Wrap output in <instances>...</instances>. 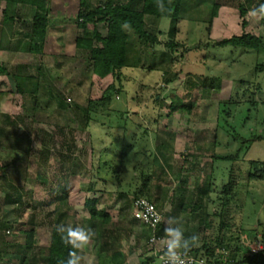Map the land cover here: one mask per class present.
<instances>
[{
    "label": "rangeland",
    "instance_id": "obj_1",
    "mask_svg": "<svg viewBox=\"0 0 264 264\" xmlns=\"http://www.w3.org/2000/svg\"><path fill=\"white\" fill-rule=\"evenodd\" d=\"M203 1H187L194 11L188 10V19L179 24L176 39L182 46L174 53L167 46L171 20H157L159 43L141 47L140 66L123 69L121 92L109 109L92 114L87 122L76 106L83 108L90 99H99L113 77L98 79L88 53L74 46L78 34L85 33L76 22L80 1L46 0L51 18L47 35L58 42L52 39L47 46L53 54L37 56V62H32L31 72L41 81L42 95L34 101L26 91L13 102H0V227L13 223L10 229H0V236L25 243L24 231L34 229L35 248L48 247L60 212L68 214L62 223L83 229L89 216L85 203L97 199V208L111 215L107 227L116 229L127 256L157 255L167 242L169 217L176 218L185 234L198 237V247L205 242L214 246L225 187L232 180L226 236L238 237L240 259L249 246L263 242L264 179L249 181L247 173L250 161H264V51L207 43L243 32L264 37V16L252 14L264 0H218L221 7L209 32L211 2L196 11ZM242 3L248 12L245 17L238 9ZM5 4L0 1V19ZM33 10L29 5L18 6L15 23L22 33L27 31L24 19L31 21ZM153 19L147 18L149 29L156 27ZM97 28L107 35L105 24ZM56 43L65 45L68 56H57ZM36 63L41 65L40 73ZM173 101L190 110L171 112ZM10 106L18 112L13 117L3 110ZM159 145L169 156L168 163ZM237 151L240 154L233 160L219 158ZM148 175L152 177L147 196L164 217V235L157 242H150L142 224L126 229L132 220L135 192L142 189ZM202 186L207 191L198 200ZM19 196L21 202H12ZM191 202L202 204L203 209L182 211L181 204ZM207 215L211 225L206 231ZM242 229L254 235L248 239ZM236 244L218 249L214 259L222 264L234 262ZM100 246L90 238L82 242L78 264H111L110 252L101 251ZM20 263V255L6 252L0 261ZM149 264H161L158 255Z\"/></svg>",
    "mask_w": 264,
    "mask_h": 264
},
{
    "label": "trees",
    "instance_id": "obj_2",
    "mask_svg": "<svg viewBox=\"0 0 264 264\" xmlns=\"http://www.w3.org/2000/svg\"><path fill=\"white\" fill-rule=\"evenodd\" d=\"M0 1H5L6 3L3 10V22L6 25H11L16 21L19 5L25 4L35 9L30 22L28 51L35 55L41 54L46 41L50 20L46 11V0ZM79 1V11L76 22L77 27L85 33L82 36L76 37L74 44L77 49L84 50L88 53L93 75L100 80H103L108 76L113 77V82L103 90L99 99H90L87 106L83 108L76 106V109L84 112L85 120L89 122L92 114L104 113L109 109V105L111 106L115 95L121 92L123 69L140 66L143 53L141 47L144 45L153 47L159 43L158 34L161 32L159 28L149 29L147 27V17H153L157 20L164 18L171 20V27L169 31H167L169 37L167 46L169 47L170 52L174 53L182 46V43L176 39L180 32L179 24L182 20L188 19L186 12L188 10L194 11V8L190 7V2H187L188 0H128L125 3H122L119 0ZM208 1L211 2V14L208 21L209 26L207 32L210 31L213 19L218 16L221 7L218 0H204L203 2H198L196 11H201V9L203 11L204 7H208L209 5L205 4ZM246 2H249V0H246ZM238 9L242 17L247 15L248 12L243 3L238 5ZM99 23H103L107 26L106 36L102 35L98 30L97 25ZM247 25L248 22L244 20L243 27L246 28ZM207 45H232L235 47L264 51V37L243 32L241 35H234L230 38L210 39ZM164 55L167 57L168 53H164ZM174 60L175 58L172 57L171 61L173 62ZM6 72L7 70L4 67H0V73ZM22 79H16L19 92H23L22 88L24 84H26V80ZM167 81L170 82L171 80ZM60 105L66 107L65 102L61 101ZM170 109L171 112L182 111L184 109L190 110V106L185 104L177 105L173 101L170 104ZM162 149L163 145H159L158 150L163 154L164 161L168 163L169 156L164 154ZM239 154L240 151H237L235 155H226L219 158L222 160H233L234 158H238ZM157 160H159V158ZM164 161L162 160L161 163ZM120 171L121 170H117L115 173H120ZM247 174L249 181L264 179V161H250ZM151 177V175H148L144 178L143 187L135 192L134 200L139 197H145L152 200L147 196L149 195L147 193L149 191ZM234 184L235 182L231 180V184L225 187V193L221 203L223 211L219 214L220 222L218 225V235L215 239V245L211 246L205 242L198 247L196 243L195 246L189 247L186 254H193L197 257L204 258L207 264H222L214 259L217 250L231 249L232 244H236V242L239 241L238 237L235 238L233 235L227 237L225 232L229 230V224L227 222L228 207L229 200L233 194L232 190ZM200 188L202 189L199 190L198 200H202L207 191L203 186ZM12 202H21V196H19L16 201ZM97 203V199H87L85 207L88 209L89 216L85 221L87 224H85L81 230L90 234L89 238L91 240L99 242L101 245V251L113 253L114 256L120 253L119 248L121 247V238L116 229H110L107 227V225L111 223L112 217L107 211L98 209ZM57 208L60 207L57 206ZM189 208H192L196 212L198 209H203V205L198 202H191L188 205L181 204L182 211H187ZM67 216V212H60L56 224L51 229L50 243L48 247L39 249L35 248L34 229L24 231L25 243H12L11 241L5 240V235H3L4 237L1 235L0 260L5 252L20 255V264H68L70 258L79 257L82 236L79 232L74 231L77 228H70L66 223H62V220ZM208 216L209 215L204 218L203 222L205 223L204 230L206 231L211 225ZM3 227L10 229L13 227V223L6 222L2 224L0 229ZM146 233L149 236L148 238L152 236L151 230L147 229ZM242 233L245 234V237L248 239L254 235L253 231L251 232L247 229H242ZM156 234L158 236L164 235V228L162 225L159 226ZM193 235L194 234L187 235L184 233L185 238H190ZM77 244L80 246H75ZM234 248L235 250L232 253V261H234V257L239 252L241 245L236 244ZM163 252H165V249H163ZM154 258V256L145 258L142 260L141 264H149ZM231 264H233V262H231ZM237 264H264V250L259 254H253L248 251V253L245 254Z\"/></svg>",
    "mask_w": 264,
    "mask_h": 264
},
{
    "label": "crops",
    "instance_id": "obj_3",
    "mask_svg": "<svg viewBox=\"0 0 264 264\" xmlns=\"http://www.w3.org/2000/svg\"><path fill=\"white\" fill-rule=\"evenodd\" d=\"M122 3L127 2L128 0H119ZM34 13V10H33ZM148 18V17H147ZM3 19V18H2ZM0 19L1 24H0V67H4L7 72L6 73H0V102L3 103H8L17 100V97L19 94H25L26 91H28V96H31L34 101L37 99L38 95L42 92L39 90V86L41 84V81L37 79L36 76L33 75L31 72V69L34 67V63H32L34 60L37 62L36 57L37 56H42V57H47V54H53L51 48L47 47L49 46L51 41H57L54 39V37L50 38L48 35L46 37V41L44 44V48L41 54L35 55L33 53H30L28 51V44H29V34H30V22L28 19H24V22H26L27 25V31L22 33L23 31L20 29V25L17 26V24L14 22L11 25H4L2 24L3 21ZM32 19V18H31ZM49 19H51L49 17ZM151 23L156 25L157 29V19L151 20ZM22 25L21 27H24ZM24 29V28H23ZM49 29V26H48ZM21 33L23 35H21ZM22 36H24V39H21ZM78 36H82L81 34H78ZM59 38V36L57 37ZM54 39V40H52ZM26 41V42H25ZM58 42V41H57ZM24 45L22 46V44ZM58 44L56 47L57 49V56L59 58L61 56H68V53L65 51V45L63 43H56ZM75 46V44H74ZM25 47V48H24ZM76 48V46H75ZM78 51H84L81 49H77ZM67 53V55H66ZM71 56V55H69ZM63 58V57H62ZM40 59V58H39ZM40 64V63H39ZM36 63L35 68L37 71L40 73L41 72V65ZM13 69V72L11 71ZM29 73V74H28ZM31 74V75H30ZM24 79L26 80V84L24 86H27L25 89L24 86L22 88L23 92H19L17 88V82L16 79ZM22 79V80H23ZM52 93V92H50ZM51 96V95H50ZM6 107V106H5ZM3 110L5 113H8L11 117H13V114H16L18 112H15L16 110L13 109V106H10V108L4 109ZM2 142H0V147H2ZM141 226V223L137 220H135L132 216L131 224L126 226V229H133L135 226ZM124 231L126 230L125 228H122L121 230ZM120 230V229H119ZM133 231V230H132ZM146 233V231H144ZM136 232H132L133 236L140 237L138 234H135ZM147 234V233H146ZM148 237V234H147ZM120 253L116 254L113 256V253H110V263L111 264H141L142 260L145 258H149L152 256L157 257L155 253L153 252L152 254H130V255H125L123 254V247L121 243V247L119 248ZM122 251V252H121ZM240 254L237 253L235 256V260L233 264H237L238 261L240 260L239 258ZM119 257V258H118ZM1 261V260H0ZM215 261H218L215 259ZM222 262V261H218ZM226 262V261H225Z\"/></svg>",
    "mask_w": 264,
    "mask_h": 264
},
{
    "label": "built area",
    "instance_id": "obj_4",
    "mask_svg": "<svg viewBox=\"0 0 264 264\" xmlns=\"http://www.w3.org/2000/svg\"><path fill=\"white\" fill-rule=\"evenodd\" d=\"M133 218L139 221L145 228L151 230L152 236L150 237V242H157L161 239V236H158L156 231L160 225H163L164 217L154 202L145 197L136 198L133 202ZM165 245L163 249H165ZM249 248L251 253L259 254L264 250V243L261 241L255 247L249 246ZM163 249L157 254L161 264H163ZM183 259L185 264H206L204 258L193 254L184 253Z\"/></svg>",
    "mask_w": 264,
    "mask_h": 264
},
{
    "label": "clouds",
    "instance_id": "obj_5",
    "mask_svg": "<svg viewBox=\"0 0 264 264\" xmlns=\"http://www.w3.org/2000/svg\"><path fill=\"white\" fill-rule=\"evenodd\" d=\"M257 12L264 16V4H262L258 10L253 11L252 14L256 15ZM167 223L169 226L165 229L167 242L165 245V252L163 254V264H185L183 255L189 247L196 245L198 237L193 235L190 238H185L184 232L177 223L175 217H169ZM74 231L80 233L82 236V242L89 239L90 234L85 233L83 230L76 229ZM75 246L79 247L80 245L77 244ZM79 259L80 258L78 256L70 258L68 264H78Z\"/></svg>",
    "mask_w": 264,
    "mask_h": 264
}]
</instances>
